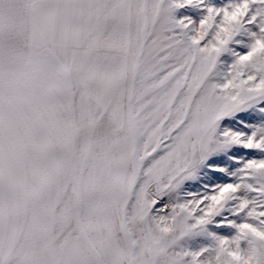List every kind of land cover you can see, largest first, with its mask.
<instances>
[{
    "label": "snow or ice",
    "instance_id": "6c2138e0",
    "mask_svg": "<svg viewBox=\"0 0 264 264\" xmlns=\"http://www.w3.org/2000/svg\"><path fill=\"white\" fill-rule=\"evenodd\" d=\"M0 264H264V0H0Z\"/></svg>",
    "mask_w": 264,
    "mask_h": 264
}]
</instances>
